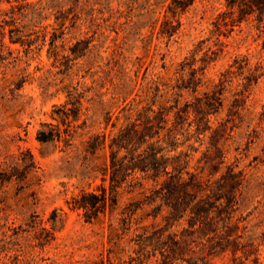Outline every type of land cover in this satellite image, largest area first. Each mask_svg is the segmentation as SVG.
<instances>
[{"label":"rangeland","instance_id":"1","mask_svg":"<svg viewBox=\"0 0 264 264\" xmlns=\"http://www.w3.org/2000/svg\"><path fill=\"white\" fill-rule=\"evenodd\" d=\"M225 2H0V264H155L136 241L158 233L166 209L154 217L155 203H143L122 220L130 202L149 194L152 180L137 173L136 184L117 189L115 208L91 221L68 201L100 186L109 193L107 143L147 106L193 104L220 89L221 104L206 118L211 129L198 133L191 112L183 124L188 139L177 133L180 144L169 155L187 153V169L205 177L214 142L224 158L218 174L228 164L242 171L232 216L235 254L232 245L197 254L206 264H264V34L255 27L257 12L233 30L216 29ZM195 82V91L184 87ZM57 108L69 113L67 123L54 118ZM42 123L55 124L62 138L40 142ZM95 135L104 145L91 152ZM29 154L34 163L25 168ZM11 173L17 174L6 179Z\"/></svg>","mask_w":264,"mask_h":264},{"label":"trees","instance_id":"2","mask_svg":"<svg viewBox=\"0 0 264 264\" xmlns=\"http://www.w3.org/2000/svg\"><path fill=\"white\" fill-rule=\"evenodd\" d=\"M2 1L11 3V0H0ZM225 1L226 9L219 12L213 21L216 29L225 26L233 30L234 26L246 20L248 15L257 12L260 16L256 19L255 27L259 34H264V17H262L264 16V0ZM43 8V6L40 7L39 14ZM53 40L51 38L52 42ZM192 71V80H194L196 71L194 68ZM184 87H191L195 91L197 82L193 86L187 84ZM220 90L213 91L211 94L204 92L203 96L195 97L193 104L184 103L183 106H178V100H175V103L167 108L160 106L153 109L149 105L139 112L134 120L119 127L107 143L109 193H106L104 186L96 190H82L68 201L70 208L82 210L86 221L97 218L106 208L111 212L117 204V189L124 184H136L133 177H137L135 175L140 173L143 178L152 180L155 185L143 200L130 202L126 206L124 212L127 216L122 217V220L125 221V218L130 217L143 203H155L154 217L162 209H166V214L163 216L165 223L156 230L157 234L149 236V241H136L138 250H144L149 256H153L155 264H183L184 262L199 264L193 257L200 258L202 263L206 264L203 256L198 255L197 251L220 253L229 249L230 245L233 246L230 249L231 252L235 254L239 235L232 237L234 229L237 228L236 223L232 222V216L237 208L239 188L243 182L242 171L235 170L233 165L228 164L224 172L218 174L224 158L220 148L214 142L211 145L215 148L214 153L218 159H213V155L209 152L213 147H208V161H205L208 162V172L205 177L187 169V153L180 151L169 155V152L175 151L180 144L176 141L177 133L185 136V140L188 139V128H183V124L191 112L195 113L193 121L198 133L211 129L209 120L206 118L212 112V108L214 112L218 110L221 104ZM69 109L73 118H76L77 109L75 107ZM59 110L63 112L62 115ZM171 111L173 112L172 121L168 118ZM54 112L58 114V117L54 118L67 123L69 118L67 111L57 108ZM170 121L171 125L168 126ZM191 122L188 121V126H191ZM41 126L36 133V138L40 142L62 138L55 124L42 123ZM112 126L114 127L115 123ZM212 131L213 139L217 129ZM64 132L68 134L67 129ZM104 140L105 138L102 136L100 138V135L93 136L89 141V150L94 152L102 147ZM64 141L67 142L68 139L64 138ZM33 163V158L29 154V164L25 165V168L33 166ZM15 174L17 173H11L6 179ZM183 221L187 222V226H183L180 232L165 234L168 229Z\"/></svg>","mask_w":264,"mask_h":264}]
</instances>
